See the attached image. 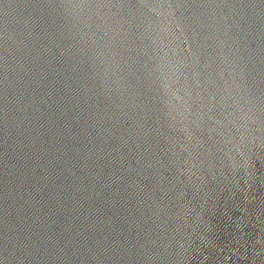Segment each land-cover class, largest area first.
Instances as JSON below:
<instances>
[{
	"label": "water",
	"instance_id": "95a60500",
	"mask_svg": "<svg viewBox=\"0 0 264 264\" xmlns=\"http://www.w3.org/2000/svg\"><path fill=\"white\" fill-rule=\"evenodd\" d=\"M0 264H264V0H0Z\"/></svg>",
	"mask_w": 264,
	"mask_h": 264
}]
</instances>
